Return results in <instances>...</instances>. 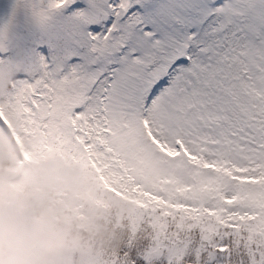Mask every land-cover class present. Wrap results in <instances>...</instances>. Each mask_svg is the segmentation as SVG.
<instances>
[{
    "label": "snow or ice",
    "instance_id": "obj_1",
    "mask_svg": "<svg viewBox=\"0 0 264 264\" xmlns=\"http://www.w3.org/2000/svg\"><path fill=\"white\" fill-rule=\"evenodd\" d=\"M0 132L122 205L108 264H264V0H0Z\"/></svg>",
    "mask_w": 264,
    "mask_h": 264
},
{
    "label": "rangeland",
    "instance_id": "obj_2",
    "mask_svg": "<svg viewBox=\"0 0 264 264\" xmlns=\"http://www.w3.org/2000/svg\"><path fill=\"white\" fill-rule=\"evenodd\" d=\"M121 210L71 160L0 132V264H108Z\"/></svg>",
    "mask_w": 264,
    "mask_h": 264
}]
</instances>
